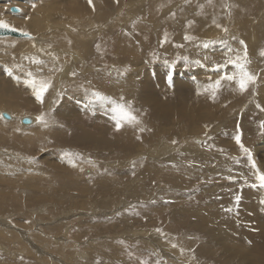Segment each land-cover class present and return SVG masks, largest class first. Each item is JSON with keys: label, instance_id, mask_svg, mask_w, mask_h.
Returning a JSON list of instances; mask_svg holds the SVG:
<instances>
[{"label": "rangeland", "instance_id": "1", "mask_svg": "<svg viewBox=\"0 0 264 264\" xmlns=\"http://www.w3.org/2000/svg\"><path fill=\"white\" fill-rule=\"evenodd\" d=\"M0 20L28 34L0 36V264H246L225 249L244 227L264 247V0H3Z\"/></svg>", "mask_w": 264, "mask_h": 264}, {"label": "bare ground", "instance_id": "2", "mask_svg": "<svg viewBox=\"0 0 264 264\" xmlns=\"http://www.w3.org/2000/svg\"><path fill=\"white\" fill-rule=\"evenodd\" d=\"M26 1V0H24ZM194 2V1H193ZM212 3V2H210ZM12 7H18V6H11L10 9ZM153 7V6H152ZM19 8V7H18ZM12 11V10H11ZM19 11H20V8H19ZM18 11V12H19ZM153 11V10H152ZM14 12V11H12ZM152 14V13H151ZM215 16V15H213ZM207 17V18H206ZM202 23H206L209 21V19H216L210 15L206 16ZM219 22V21H218ZM203 23V24H204ZM203 24H200V25H203ZM215 25V24H214ZM193 25H191L192 27ZM188 27V26H187ZM189 28V27H188ZM187 30V29H186ZM190 31V30H189ZM114 43H115V40H114ZM102 44V42H101ZM104 45V44H103ZM108 45V44H107ZM110 47V46H109ZM112 47V46H111ZM110 51V50H108ZM107 51V52H108ZM106 52V51H105ZM111 52V51H110ZM75 59V58H74ZM197 70L199 72H203V73H206V70L205 69H202V68H197ZM238 81L237 83H235V85H238ZM7 110H2V115L3 113H6ZM9 113V112H8ZM10 114V113H9ZM11 115V114H10ZM28 116V115H27ZM11 119L13 118V116L11 115L10 117ZM25 118H28V117H21V121ZM31 119V118H30ZM32 120V119H31ZM8 121V120H5V122ZM12 121V120H10ZM23 123V121H22ZM33 123V121H32ZM24 124V123H23ZM30 124V123H29ZM116 135V134H115ZM126 138H129L130 135L128 136V133H127V136L125 135ZM119 138V137H118ZM131 139V138H130ZM129 140V139H128ZM130 141V140H129ZM119 142L121 143L122 142V139L119 138ZM126 145V144H124ZM118 146V145H117ZM128 146V145H127ZM161 157V156H159ZM254 203V205L252 206V212L254 213V215H256L257 217L260 216V215H263L264 217V200H261V201H252ZM258 202H261V203H258ZM232 204H233V201H232ZM243 208V207H242ZM72 212V211H71ZM251 212V214H252ZM68 213V212H67ZM237 214L239 213V211L236 212ZM250 214V215H251ZM253 216V215H252ZM243 222L244 220H242V223H240L239 225L242 226L243 225ZM2 223V222H1ZM259 228H262V225H259L258 226ZM247 230L246 227H244L242 230H238L239 232H242V233H239L237 232V230H230V237L233 241H231V245L230 247L228 246H225V249H226V253H230L232 254V258L234 261L236 260H240V261H245L246 264H264V247L260 244L261 241H252V236L250 235L249 232H245ZM213 233V237L216 238V239H219L223 242L226 241V239H224L222 237V233L219 229V227L217 226L216 227V230L215 231H212ZM245 232V233H243ZM4 234V233H3ZM19 234V233H18ZM262 235V238H264V233L261 234ZM3 236H6L5 234ZM21 236V235H20ZM8 238V237H6ZM9 239V238H8ZM28 239V237H27ZM26 239V240H27ZM32 242V241H31ZM32 245V244H31ZM242 245L248 247H243ZM254 249V250H253ZM6 252V251H5ZM42 253V252H41ZM260 256H263V257H260Z\"/></svg>", "mask_w": 264, "mask_h": 264}, {"label": "snow or ice", "instance_id": "3", "mask_svg": "<svg viewBox=\"0 0 264 264\" xmlns=\"http://www.w3.org/2000/svg\"><path fill=\"white\" fill-rule=\"evenodd\" d=\"M89 3L91 4V0H89ZM0 29L2 30H6V31H17V29L11 27L6 21L4 20H0ZM24 35H28L27 33H23ZM205 47H207V45H205ZM261 55H264V52L261 53ZM247 56V51L245 49V57ZM36 63H41L40 61H35ZM238 67L241 69L242 75L239 79V88L240 90L246 91L247 87L250 83H253L255 81V77L244 71V64H239ZM228 79H234V77H228ZM219 82H217V86H218ZM31 85L33 87V94L35 96V99L38 103L43 104L44 102V95L47 92L48 88H49V83L46 81H41L39 82V86H37V82L35 80H33L31 82ZM115 103V102H113ZM112 111L115 113L113 119L115 120V124H116V129L119 130L123 124L125 122L127 123H138L137 117L133 114V112L130 109V106H126L123 103H115V107H113ZM0 118H3V115L0 114ZM38 121H43L44 117L43 115L38 116L37 117ZM237 144H241L240 141V136L237 135L235 137ZM241 148L247 153V149L243 148V145L241 144ZM249 160L251 161V154L249 153ZM252 162V167L254 169H256V164L255 161H251ZM73 166H75L73 164ZM256 179L259 181V183L261 184V186H264V172H260L259 169H257L256 171ZM240 197L237 196L236 197V201L239 202ZM230 211V209H229ZM157 231H160L159 229H157ZM173 247H175V245H173Z\"/></svg>", "mask_w": 264, "mask_h": 264}, {"label": "water", "instance_id": "4", "mask_svg": "<svg viewBox=\"0 0 264 264\" xmlns=\"http://www.w3.org/2000/svg\"><path fill=\"white\" fill-rule=\"evenodd\" d=\"M0 1H3V0H0ZM11 10L14 11V12H18L19 11V8L18 7H12ZM0 36L24 37L25 35L23 33H21L20 31H18V30L17 31H6V30L0 29ZM3 116L5 118H7V119L10 118V115L8 113H3ZM22 121L25 124H29V123L32 122V120L30 118H25Z\"/></svg>", "mask_w": 264, "mask_h": 264}]
</instances>
